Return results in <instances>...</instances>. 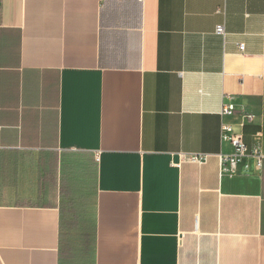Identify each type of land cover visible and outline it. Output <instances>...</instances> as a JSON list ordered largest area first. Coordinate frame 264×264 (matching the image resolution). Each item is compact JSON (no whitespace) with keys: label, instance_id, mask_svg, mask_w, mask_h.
<instances>
[{"label":"crops","instance_id":"crops-1","mask_svg":"<svg viewBox=\"0 0 264 264\" xmlns=\"http://www.w3.org/2000/svg\"><path fill=\"white\" fill-rule=\"evenodd\" d=\"M222 124L264 154V0H1L0 264H264Z\"/></svg>","mask_w":264,"mask_h":264},{"label":"built area","instance_id":"built-area-1","mask_svg":"<svg viewBox=\"0 0 264 264\" xmlns=\"http://www.w3.org/2000/svg\"><path fill=\"white\" fill-rule=\"evenodd\" d=\"M1 2V0H0ZM216 34L224 35L223 26L219 25L216 27ZM239 50L244 51V45H239ZM234 111L232 105H224L221 108L220 114L222 116L231 115ZM245 119L248 121H252L254 119L253 115H246ZM221 136L222 140H227L232 148V153L230 155H220L219 161L220 165L225 167L230 175L236 173L237 162L239 158L250 156L255 160L257 166H260L262 160L264 159V154L260 150L248 152L247 146L245 145L243 138L240 134L234 133L233 129L230 125L222 124L221 125ZM192 161H198L199 157H192Z\"/></svg>","mask_w":264,"mask_h":264}]
</instances>
